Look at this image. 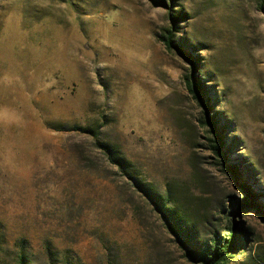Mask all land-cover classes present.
I'll use <instances>...</instances> for the list:
<instances>
[{"label": "rangeland", "instance_id": "rangeland-1", "mask_svg": "<svg viewBox=\"0 0 264 264\" xmlns=\"http://www.w3.org/2000/svg\"><path fill=\"white\" fill-rule=\"evenodd\" d=\"M164 1L0 0V264H198L244 184L227 264H264V0Z\"/></svg>", "mask_w": 264, "mask_h": 264}, {"label": "trees", "instance_id": "trees-1", "mask_svg": "<svg viewBox=\"0 0 264 264\" xmlns=\"http://www.w3.org/2000/svg\"><path fill=\"white\" fill-rule=\"evenodd\" d=\"M153 4L158 5L160 3L164 4V0H150ZM180 17V14L178 16L171 15V20L173 23L178 21V18ZM173 28H176V25H172V30L168 31V35L163 37V41L166 45V48L171 51H177L180 55L183 57H186L193 65L192 71L189 76H187V89L193 96V98L197 101V103L204 109L210 110V107L208 105V99L206 95V87L205 84H203L200 76L196 73L197 72V66L198 61L192 57V55H187L180 46L175 45L174 43V35L175 33L173 31ZM204 126L209 127L210 131L217 137V139H214V144L212 145L215 153L219 157H225L223 146H224V134L222 125L219 122V119L217 118H209L205 120ZM108 152H111V148L106 145H102ZM119 164L121 168L123 169V164L120 160ZM226 167L229 169V171L233 174V176L238 175V170L234 164H231L230 166L226 165ZM136 186L138 189L142 192L148 193L149 195H153L150 189L142 184L141 182L136 181ZM246 197L238 204V206H234L233 210L230 214L231 219V225L226 228L224 231L226 233L225 237L222 240H216L214 239V242L211 244L210 247H207L205 250H194L189 248V253L192 256V261L197 262L198 264H227L228 262L232 261L234 259V254H232L235 251H238L239 249L246 250V243L248 241V235L247 233H244L243 227L241 224L236 220L237 215L240 211H245L246 208L251 206V202L257 198L256 195H254L248 185H243ZM155 199V198H153ZM155 203L157 206L160 207V210H165L166 206L163 204L159 199L155 200ZM167 219H168V226L170 230L177 236L181 237L183 234V228L181 226L180 217L178 215H175L171 213L169 210H167ZM174 221L173 223L170 221ZM18 264H28L27 260L25 259L24 255H21L18 261Z\"/></svg>", "mask_w": 264, "mask_h": 264}, {"label": "water", "instance_id": "water-1", "mask_svg": "<svg viewBox=\"0 0 264 264\" xmlns=\"http://www.w3.org/2000/svg\"><path fill=\"white\" fill-rule=\"evenodd\" d=\"M261 216H262V218L264 219V215H263V214H261Z\"/></svg>", "mask_w": 264, "mask_h": 264}]
</instances>
